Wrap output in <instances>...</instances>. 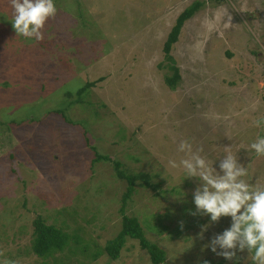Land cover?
<instances>
[{
    "label": "rangeland",
    "instance_id": "obj_1",
    "mask_svg": "<svg viewBox=\"0 0 264 264\" xmlns=\"http://www.w3.org/2000/svg\"><path fill=\"white\" fill-rule=\"evenodd\" d=\"M193 1L54 0L37 40L17 35L0 0V264H154L130 237L118 258L105 251L122 213L167 264H252L247 251L230 261L205 247L231 217L193 215L200 181L168 162L186 139L219 170L231 146L246 179L264 182V156L247 150L264 137V0H198L170 61L164 40ZM172 64L180 79L169 87ZM94 151L108 160L93 162ZM115 161L149 184L135 179L122 212L128 184ZM37 214L67 235L45 257L32 250Z\"/></svg>",
    "mask_w": 264,
    "mask_h": 264
},
{
    "label": "clouds",
    "instance_id": "obj_2",
    "mask_svg": "<svg viewBox=\"0 0 264 264\" xmlns=\"http://www.w3.org/2000/svg\"><path fill=\"white\" fill-rule=\"evenodd\" d=\"M9 2L14 10L13 27L17 35L43 39L41 30L46 21L56 14L54 0ZM255 107L253 104V110ZM253 123L259 127L262 121L257 119ZM247 150L264 156V137L252 142ZM178 151L184 156L179 162L170 160L168 165L182 168L185 178L195 177L200 181L194 190L196 210L192 214L210 216L209 224L219 222L222 217H231L230 227L215 235L205 247H210L216 255L230 261L239 259L238 252L247 251L252 264H264V182L258 180L250 183L246 179L249 167L233 153L231 146H225L219 170L201 155L202 147L194 149L186 139L179 142ZM208 226L202 227L201 238Z\"/></svg>",
    "mask_w": 264,
    "mask_h": 264
},
{
    "label": "trees",
    "instance_id": "obj_3",
    "mask_svg": "<svg viewBox=\"0 0 264 264\" xmlns=\"http://www.w3.org/2000/svg\"><path fill=\"white\" fill-rule=\"evenodd\" d=\"M202 2L195 0L186 7H184L179 14L177 15L174 24L171 26L169 32L163 43V52L165 57L168 58L170 61H173L169 51L171 46L177 41L179 32L183 23L194 14L196 10L201 6ZM172 68L173 74L171 76L165 77V82L169 87H174L177 81L180 79V74L178 71L177 66L172 64L170 66ZM90 82H86L82 85L74 94L77 97V101L82 103L81 96L84 94L85 90L90 86ZM62 111L63 109L59 108L56 110ZM92 148V147H91ZM94 149V147H93ZM95 156L93 158V162H96L101 159L108 160V157L105 155H100L94 151ZM114 166L116 169V175L120 178H124L127 181V189L126 192L122 195V207L121 212L123 211V205L126 199L130 196L133 190V184L137 177H142L145 180V184L147 183V176H134V175H127L123 170L119 168L120 162L115 161ZM33 240H32V250L35 254L40 257H45L50 255L54 250L62 249L66 242H67V235L61 229L56 227L53 224H47L44 221V218L40 214H37L33 219ZM127 237L132 239H137L140 246L144 248L154 264H167L164 262V251L160 249L155 243L150 242L144 235L143 229L141 224L139 223L138 219L133 216H127L126 214L122 213V223L121 229L119 232L111 239H108L105 242V251L109 255L111 259H116L119 256L120 250L122 249L124 243L126 242ZM205 264V263H199ZM210 264V263H207ZM213 264H221V262H215Z\"/></svg>",
    "mask_w": 264,
    "mask_h": 264
}]
</instances>
